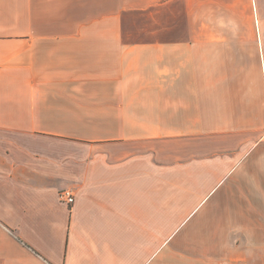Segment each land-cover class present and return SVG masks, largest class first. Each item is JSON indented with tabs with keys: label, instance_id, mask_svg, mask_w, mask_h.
I'll return each instance as SVG.
<instances>
[{
	"label": "crops",
	"instance_id": "0c3cea01",
	"mask_svg": "<svg viewBox=\"0 0 264 264\" xmlns=\"http://www.w3.org/2000/svg\"><path fill=\"white\" fill-rule=\"evenodd\" d=\"M0 264H264V0H0Z\"/></svg>",
	"mask_w": 264,
	"mask_h": 264
},
{
	"label": "built area",
	"instance_id": "2783aa9c",
	"mask_svg": "<svg viewBox=\"0 0 264 264\" xmlns=\"http://www.w3.org/2000/svg\"><path fill=\"white\" fill-rule=\"evenodd\" d=\"M59 199L61 202L72 205L74 203V193L69 189L62 190L59 193Z\"/></svg>",
	"mask_w": 264,
	"mask_h": 264
}]
</instances>
